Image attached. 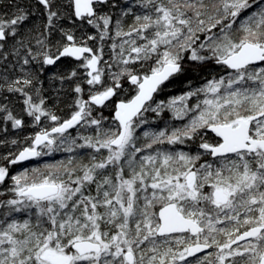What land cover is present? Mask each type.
Returning <instances> with one entry per match:
<instances>
[{"label":"snow or ice","instance_id":"obj_1","mask_svg":"<svg viewBox=\"0 0 264 264\" xmlns=\"http://www.w3.org/2000/svg\"><path fill=\"white\" fill-rule=\"evenodd\" d=\"M36 2L46 23L32 36L30 9L0 0V122L39 129L0 156V264H264V0ZM97 40L112 41L111 60L89 46ZM186 59L230 71L171 99L173 118L187 122L145 131L138 145L144 114L165 107L149 102ZM64 61L77 63L55 72ZM49 69L50 81L73 84L63 120L46 106ZM78 125L93 132L73 136ZM61 151L75 155L10 175Z\"/></svg>","mask_w":264,"mask_h":264},{"label":"trees","instance_id":"obj_2","mask_svg":"<svg viewBox=\"0 0 264 264\" xmlns=\"http://www.w3.org/2000/svg\"><path fill=\"white\" fill-rule=\"evenodd\" d=\"M60 2V0H58ZM18 3L21 6H26L30 9L33 15L30 16L29 21L23 25V33L29 34L30 30L35 29L30 34L32 36L37 35L39 32H43L44 24L46 23V15L44 14V9L40 6L36 0H18ZM6 12L14 11V9H5ZM60 23L64 24L65 27H72L74 31H76V35L80 36L81 31L76 30L72 25L71 22L68 20H62ZM126 23H130V19L126 20ZM235 27V25L233 26ZM90 34L95 35L96 31L91 29L90 27L87 29ZM214 32H218V29H214ZM236 35H239L237 33ZM58 34L53 35L50 37L53 41L58 39ZM201 40L204 39V36L201 35ZM35 41L33 40V44ZM112 43L111 40H106L103 42L100 41H88L89 46L92 47H103V56L104 60H111L113 53L109 47ZM199 43V41H198ZM54 50V49H53ZM187 57V53L185 54ZM185 68L186 71L183 75L177 76L173 78L171 81L168 82V87L162 91L158 92L154 98V103L152 106L155 107L156 103H161L165 105L164 110L158 116L155 112H147L144 116L147 118L149 123H145L142 127L138 128L136 131V135L140 137L138 139L137 144L142 145L146 141L142 136V133L145 131H159L165 128L169 130L172 127L182 125L187 122V117L183 121H178L173 118V113L167 108L168 102L173 99L177 98L189 90H195L196 88L202 87L207 84L208 81L212 80L213 78L219 79L221 76H226L229 70L223 69L222 66L216 65L212 61L206 62L202 66L195 65L194 62L185 60ZM76 63L74 61H64L60 63L59 68H56L55 72H66L71 67H73ZM107 71V69H105ZM113 71L117 70L115 67L112 69ZM78 72L81 74L80 79L83 78V69H78ZM53 69H49L48 72L45 73L41 79L44 81L43 88H44V96L47 98V107L50 111L54 114L59 116L61 120L70 117L71 113L75 110L74 108V99L75 94L72 91L73 84L71 81H64L63 84L59 80L50 81L49 77L52 75ZM125 94L121 97L122 99H130L132 95H134V91L132 90V86L125 83ZM85 90H87L88 86L84 85ZM86 98V95H85ZM198 97H192L186 103L188 105H193L197 101ZM199 99H203V95L199 97ZM179 103V102H178ZM10 107L14 108V111L20 112L21 105L17 103L14 98L13 102ZM103 114L105 117L111 119L113 112L111 108L103 109ZM29 118H25L26 122ZM48 129L52 127L51 121L45 122ZM7 128V132L0 131V156L6 155L9 152H15L18 148L26 146L30 143L29 140H26V137H30L35 135V133L39 130L38 127L31 128L30 126H25L21 129H12L10 124H4L0 122V129ZM76 130V129H75ZM73 130L71 133L73 136L77 134V130ZM79 133L83 135H88L93 132L91 127L78 128ZM12 139H16L19 141L18 145H12L10 141ZM159 147V146H157ZM168 147V146H164ZM182 147V146H181ZM69 155H75V153H66V152H56L51 156H42L36 162L28 164V165H11L10 166V175L18 174V172L22 171L24 168H32V167H41L45 163H55L61 160L67 159ZM87 157H85V160ZM0 163H5L4 161H0ZM7 183H11L10 180H7ZM11 195V194H8ZM5 198V197H4ZM3 198V199H4Z\"/></svg>","mask_w":264,"mask_h":264},{"label":"bare ground","instance_id":"obj_3","mask_svg":"<svg viewBox=\"0 0 264 264\" xmlns=\"http://www.w3.org/2000/svg\"><path fill=\"white\" fill-rule=\"evenodd\" d=\"M31 128H33V126H30ZM74 130V129H73ZM72 130V131H73ZM71 132V131H70ZM39 158H37V159H34L33 161H29V162H23V163H21V164H17V165H28V164H31V163H34V162H36L37 160H38ZM16 165V166H17Z\"/></svg>","mask_w":264,"mask_h":264},{"label":"flooded vegetation","instance_id":"obj_4","mask_svg":"<svg viewBox=\"0 0 264 264\" xmlns=\"http://www.w3.org/2000/svg\"><path fill=\"white\" fill-rule=\"evenodd\" d=\"M75 62V61H74ZM75 63H77V62H75ZM6 183H7V181H6ZM7 184H11V183H7ZM0 191H4V186H2V185H0ZM10 194V193H9ZM4 197L3 196H0V199H3ZM244 229L242 228L241 229V231H243ZM211 251V250H210ZM192 259V258H191Z\"/></svg>","mask_w":264,"mask_h":264},{"label":"water","instance_id":"obj_5","mask_svg":"<svg viewBox=\"0 0 264 264\" xmlns=\"http://www.w3.org/2000/svg\"><path fill=\"white\" fill-rule=\"evenodd\" d=\"M156 94L154 95V98H155ZM151 103V102H149ZM73 129H70L69 131H72ZM34 160V159H33ZM33 160H29V161H33ZM29 161H25V162H29ZM23 163V162H22ZM202 255V254H201ZM191 259V258H190Z\"/></svg>","mask_w":264,"mask_h":264},{"label":"rangeland","instance_id":"obj_6","mask_svg":"<svg viewBox=\"0 0 264 264\" xmlns=\"http://www.w3.org/2000/svg\"><path fill=\"white\" fill-rule=\"evenodd\" d=\"M185 54H186V53H185ZM79 127H80V126L78 125L77 128H74V130H75V129L78 130ZM76 130H75V131H76ZM71 132H72V131H71ZM221 239H223V238H221Z\"/></svg>","mask_w":264,"mask_h":264}]
</instances>
